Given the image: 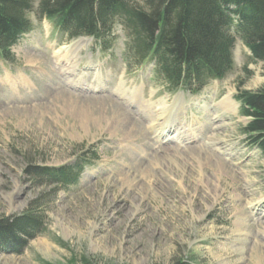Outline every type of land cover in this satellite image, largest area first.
<instances>
[{
    "label": "rangeland",
    "instance_id": "1",
    "mask_svg": "<svg viewBox=\"0 0 264 264\" xmlns=\"http://www.w3.org/2000/svg\"><path fill=\"white\" fill-rule=\"evenodd\" d=\"M38 3L14 61L0 62V219L38 201L45 230L21 254L0 249V264H264V156L236 100L264 86V63L238 38L226 79L172 92L154 64L129 62L119 24L103 51L57 32ZM78 163L90 165L73 186L27 175Z\"/></svg>",
    "mask_w": 264,
    "mask_h": 264
},
{
    "label": "trees",
    "instance_id": "2",
    "mask_svg": "<svg viewBox=\"0 0 264 264\" xmlns=\"http://www.w3.org/2000/svg\"><path fill=\"white\" fill-rule=\"evenodd\" d=\"M35 2L0 0V60H14L11 49L32 29L28 14ZM38 14L70 38L92 37L106 50L120 24L127 31L132 62H155L168 88H184L192 94L233 70L232 31L250 50L251 60L264 63V0H39ZM244 72L249 74L247 69ZM236 98L241 113L250 119L244 128L247 141L264 156V86L257 92L241 90ZM82 170L79 163L58 169L31 165L27 175L37 186L56 190L76 184ZM38 204L21 215L0 219V249L21 254L17 252H24L44 233L45 215ZM81 262L91 264L87 258Z\"/></svg>",
    "mask_w": 264,
    "mask_h": 264
},
{
    "label": "bare ground",
    "instance_id": "3",
    "mask_svg": "<svg viewBox=\"0 0 264 264\" xmlns=\"http://www.w3.org/2000/svg\"><path fill=\"white\" fill-rule=\"evenodd\" d=\"M82 42H83V40H80V41H77V42H75L74 44H72L71 46H69V47H67V48H65V49H67L68 51H67V53H70V55H68V54H66V56H67V58H65V60H63L64 61V63L63 64H70L71 63V60H72V54L74 53V51L75 50H77L78 48H80V46H81V44H82ZM64 49V48H63ZM71 67H72V65H71ZM68 71V70H67ZM233 99H232V95L231 94H228L221 102H220V106H222V107H224L225 109H227V110H234V108H236L235 106V104H234V102L232 101ZM163 114H164V111L162 112ZM161 113V114H162ZM160 115V114H159ZM168 123H171V122H168ZM171 124H173V123H171ZM169 125V127L166 129V130H175V129H173L172 127H174V124L173 125ZM166 125V124H165ZM171 130V131H172ZM182 136V135H181ZM174 161V160H173ZM174 164H175V162H174ZM176 165V164H175ZM244 222V221H243Z\"/></svg>",
    "mask_w": 264,
    "mask_h": 264
}]
</instances>
